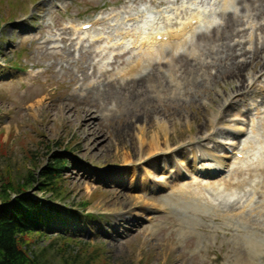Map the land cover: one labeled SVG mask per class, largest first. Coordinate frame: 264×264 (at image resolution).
<instances>
[{
	"label": "rangeland",
	"instance_id": "1",
	"mask_svg": "<svg viewBox=\"0 0 264 264\" xmlns=\"http://www.w3.org/2000/svg\"><path fill=\"white\" fill-rule=\"evenodd\" d=\"M241 2L0 0V180L4 174L10 175L13 181L29 171L39 174L44 167L58 159L68 163L59 182L62 198L54 201V207L61 215L55 216V224L47 229L46 237L42 240L36 238L37 244L33 248L38 254L46 249L43 263L65 264L67 257L71 259L70 263L76 259V263L71 264H85L86 261L93 264V260L100 256L101 264H244L251 254H257L258 264H264V231L245 228L242 222L235 220L252 210L264 212V176L255 170L264 166V78L255 88H248L244 98L229 97L232 84H227L225 79L233 66L226 60L225 53L218 63L209 57L210 51L221 50V45L197 49L199 60L196 62L189 55L199 45L202 35L214 30L220 34L224 30L226 15L231 12L239 16L242 22L236 34L244 30L231 45L241 43L238 50L244 47L253 50L264 44V15L256 18L255 11H243ZM259 3L264 5V0H259ZM198 16L203 24L177 40V48H170V45L163 47L165 52L173 51L180 60L183 58L186 64L179 73V95L169 90L166 94L157 93L155 96L141 95L137 101L143 114L146 108L151 107L160 111L156 124L164 122L171 131L172 147L149 160L158 163L147 165L144 159H140L138 154L141 147L135 139L132 144L125 142L120 147L111 146L109 150L88 151L91 154L88 155L84 150L85 139L75 135L76 125L73 122L56 119L46 126V117L41 114L34 116L35 110L28 109L44 96L56 99L77 93L81 84L73 85L72 80L82 78L81 71L86 75L89 73L85 68L88 60L84 53L97 49L98 46L90 48L89 43L93 38L102 37L106 41L102 47H106L111 40L124 43L130 52L126 57L129 65L114 69V73H121L129 69L135 61L134 57L144 51L134 47L133 42L137 39L133 35L143 38L155 30L180 32L189 19ZM133 18L137 22L128 23ZM97 20L109 21L112 26L106 29L97 26L95 34H80V38L86 42L81 44V39H76L75 50L69 49V45L61 41V29L76 26L72 32L75 37L79 35V26L93 24ZM127 33H130V37ZM79 46L85 51L82 52ZM164 49L155 48L156 51ZM112 55L110 53L101 64L113 60ZM241 58L239 56L237 61L242 62ZM15 62L19 63L17 70ZM244 75L248 80L246 83L257 77L251 67L245 70ZM14 78L17 79L16 83L11 82ZM165 79L170 81L168 75ZM226 99L229 102L224 107V111H227L224 119L211 126L209 120L216 112L222 111ZM44 102L49 103V99ZM35 105L39 107V103ZM139 126L146 128L143 122L141 125L134 124L132 129L137 132ZM219 131L227 134L221 136L217 133ZM228 131L241 132V136L233 141ZM218 143L224 147L218 148ZM232 143L244 156L243 159L228 157L225 149L230 148ZM180 146L184 147L181 152L183 156L175 152ZM126 147L136 155L134 166L124 164ZM189 162L191 166H188ZM215 162L224 163L225 167L214 177H202L200 173L216 171L219 166ZM81 164L88 168L89 173L97 176L90 185L79 188L73 169ZM175 164L181 168L180 173ZM195 164L200 171L194 167ZM159 166L162 170L157 172ZM249 166L253 170L252 176H234L235 169H248ZM128 171L136 173L128 175ZM182 174L184 177L178 178ZM143 177L153 181L152 184L144 185ZM102 179L103 182L111 179L128 184L129 195L143 197L129 202L139 215L137 224L126 223L112 215L117 206H104L101 203L106 204L111 200V190L117 188L115 185L108 189ZM179 191L199 193L203 204L209 203L222 212L217 215L208 208L201 209L205 212L204 216L195 219L177 211L167 214L163 209L143 214L141 207L146 203L157 204L147 201L148 198H156L160 205L172 206L178 202L184 205L177 198L167 199L168 195ZM30 192L32 196L41 197L47 202L52 198L38 189ZM226 213L231 214L226 217L228 220L224 219ZM117 220L121 221L118 228L121 239L118 243L108 238L114 235L112 227ZM253 221L264 229V217L255 216ZM235 228H243L246 232L235 238ZM140 230L144 232L138 234ZM151 231L156 235L149 236ZM62 236L73 241L68 251L60 246ZM51 244H55L54 247H50Z\"/></svg>",
	"mask_w": 264,
	"mask_h": 264
},
{
	"label": "bare ground",
	"instance_id": "2",
	"mask_svg": "<svg viewBox=\"0 0 264 264\" xmlns=\"http://www.w3.org/2000/svg\"><path fill=\"white\" fill-rule=\"evenodd\" d=\"M240 5L243 6V11L252 10L256 12V18H261L264 15V5L259 3V0H242ZM249 7V8H248ZM239 16L235 13L226 15V24L223 27L224 30L218 34L217 30L211 31L210 34H204L199 39V45L193 49V54L189 53L191 60L198 61L199 55L197 49L204 47L210 48L215 44L220 46L219 51L214 52L210 51L209 57H212L216 63L222 61L221 56L225 53L227 54L226 60L230 62L232 71L225 79V82L229 84L231 82L232 88L231 93H229V97L235 98H244L246 96L248 88H255L257 83L264 78V44L261 47H255L253 50H246L245 47L238 50L237 47L241 46V43L234 44L233 40L236 37H239L240 34H243V31L236 34L237 28L241 27L242 22L239 20ZM196 20L199 21L200 24L202 21L200 17H194L189 19L187 23H185L181 29L183 35L188 34L187 27L190 24V21ZM137 22L136 19H131L128 23ZM97 25L107 26L108 22L103 20H97L94 23V27ZM76 27L69 29L64 28L61 29L60 32L63 35L61 37V41L65 42L69 45V49H74L76 46V39H81L84 32H82V27L79 28V35L72 36V32ZM196 27L192 28L190 31H195ZM189 31V32H190ZM238 31V30H237ZM87 31L86 33H88ZM85 33V34H86ZM81 34V35H80ZM175 34V40L169 41V43H155V41L150 36L145 37H135L137 40L134 41V47H139L141 49H145L146 51L142 53V55L135 56V61L133 65L129 67V69L122 71L121 73H114V69L121 67V65H129L126 60V57L130 55L128 49L125 47L122 42L109 41L106 47H102V44L106 43L101 37L92 39L90 41V48L97 47V49H91L87 51V54L84 53V56L87 57L88 65L85 67L86 71L89 73L86 75L84 71L82 72V78H75L72 80L73 85L81 84L78 87L77 93H74L71 96H65L53 99L52 97L44 96L39 103V107H36L35 103L33 106H29L28 109L35 110L34 116L41 114L44 118H47L46 126L54 123L56 119H62L63 121L73 122L76 125V136L83 137L85 139V153L88 151H103V149L109 150L110 148L120 147L125 142L132 144L133 139L138 141V144L141 147L139 152L140 159H144L145 164L154 165L156 160L149 161L153 155L163 154L167 149L169 150L173 143V140L170 135V129L168 130L167 126L163 122L162 124L158 122L156 124L157 119L161 115L160 111H158L155 107L146 108L144 110V114L141 109L138 107V98L139 96L144 97L145 95L155 96L157 93L166 94L167 91L172 90V92L178 96L179 91L181 90V78L179 77L180 71L185 67L184 59H179L178 56L173 54V51H166L163 47H166L169 44L170 48H177V45L173 43V41L179 40L180 35ZM127 36L130 37V33H127ZM81 44L83 41L81 39ZM101 44V46H100ZM158 44L160 47L158 49L164 50H155V45ZM78 48L81 49L82 52L85 51L82 46ZM75 50V49H74ZM118 51V52H116ZM238 51V53H237ZM106 53V56H104ZM111 54L112 59L109 63L101 64L105 60H107L108 56ZM241 53V54H240ZM196 54V55H195ZM242 56L241 59L243 61H237L238 57ZM166 60V61H163ZM34 67H38L37 65H33ZM111 67V68H110ZM251 67L252 72L257 77L251 83L244 75L245 70ZM150 70H147L149 69ZM188 69V68H186ZM168 75L169 80L165 79V76ZM215 79L216 78H212ZM165 80V84L163 83ZM214 80V81H215ZM16 81V78L12 80ZM88 83V84H86ZM85 85L87 88L85 89ZM84 93V94H81ZM49 99V103L45 104L44 101ZM229 102L228 99L225 100V104L221 107L222 111L216 112L213 119H210L209 122L211 126L214 124H218L225 117L224 107ZM146 105L145 103H143ZM227 110V109H226ZM168 119V114L166 115ZM159 121V119H158ZM145 122L146 128H142L139 126L136 130L132 129L134 124L141 125ZM156 124V127H155ZM165 125V126H164ZM204 127V125H203ZM202 127V128H203ZM175 132V130L173 131ZM199 133V132H198ZM221 136H225L227 133L223 131L217 132ZM233 137V141L240 137L241 133L239 132H231L228 133ZM200 138V137H199ZM112 146V147H111ZM177 147V146H176ZM221 147V145H218ZM127 156L124 158V164L131 167L134 166L135 161L134 158L136 155L129 152V148L126 147ZM177 153H181L184 150L183 146H180ZM94 156L96 154H93ZM180 156H183L181 153ZM179 157V155H178ZM141 161V160H140ZM170 164V163H169ZM78 164H76L77 166ZM74 167L73 172L76 176L75 182L78 184L79 188H82L84 185H90L93 180H95V175L93 172L89 173L88 168L85 165H79L80 167ZM175 168H178L180 173L181 168L178 165H174ZM188 166H191V162L188 163ZM220 166H224L220 162ZM195 168L199 170L197 164L194 165ZM162 168L159 166L157 168V172H160ZM256 172H259L264 176V166L261 168H256ZM100 173V172H99ZM135 174L136 171H128L129 174ZM216 174V172H215ZM248 174L249 176L253 175L252 167L249 166L248 169H235L234 176L240 177ZM206 176L213 177V173L206 174ZM184 177L183 174L178 178ZM128 182V178H126ZM115 180L104 181L102 179V183H105L108 189H112V186H117L116 190H111V194H113V198L106 202H101L104 206L112 205L116 207V209L112 212L117 218H120L122 221L126 223H134L137 224L139 219V215L135 212V206L129 204V202L138 200L142 198V196L129 195L127 193L129 185L122 182H114ZM145 184L151 183L153 181H149V178L143 177L142 180ZM244 183H247L246 180H242ZM146 188L144 189V191ZM153 190V189H152ZM174 198H177L184 205H181L179 202L172 206L169 205H160L156 198H148L147 201H154L157 204H149L146 203V206L141 207L143 214L146 212H158L161 209L165 210L166 213H172L173 211H177L181 215H185L190 219H195L197 217L202 218L204 216L203 211L201 209H210L214 214H219L222 211L214 208L209 203L203 204V201L200 197L199 193H187V192H176L173 194ZM171 196H167L168 200L172 199ZM190 203L192 205H190ZM264 208V206H263ZM105 212H109L108 210H104ZM233 211V210H232ZM231 216L230 213H226L224 219L228 220L226 217ZM255 216H259L260 218L264 217V212H255L252 210L251 213L236 217L235 220L242 222L245 228L254 229L256 232L264 231L261 228V225L257 222L253 221ZM112 228L114 230V235L108 236L112 242L120 241L121 234L118 231V228L121 226V221L118 220L115 222ZM123 223V222H122ZM172 226H177L175 223H171ZM135 226V225H134ZM136 228V226H135ZM144 232L140 230L138 234ZM246 232L243 228H235L234 237H241V235ZM110 234V233H109ZM155 236V232L151 231L149 236ZM259 256L257 254H251L248 261H245L244 264H258ZM182 262V259H181ZM241 263L243 261L240 260ZM177 264H181L178 263Z\"/></svg>",
	"mask_w": 264,
	"mask_h": 264
},
{
	"label": "trees",
	"instance_id": "3",
	"mask_svg": "<svg viewBox=\"0 0 264 264\" xmlns=\"http://www.w3.org/2000/svg\"><path fill=\"white\" fill-rule=\"evenodd\" d=\"M52 162L39 174L29 171L15 181L10 175L2 176L0 180V199L2 200L0 204V264H45L42 258L46 249L38 254L33 248L37 244L36 238L42 240L46 236L45 231L59 212L49 201L32 196L30 191L38 189L44 195L50 194L54 200H61L62 192L59 182L67 162L62 159ZM54 245L51 244L50 247ZM60 246H64L68 251L72 244L70 240L63 239ZM75 260L71 263H76ZM70 261V258L64 259L65 264H71ZM85 264H92V262L86 261Z\"/></svg>",
	"mask_w": 264,
	"mask_h": 264
}]
</instances>
